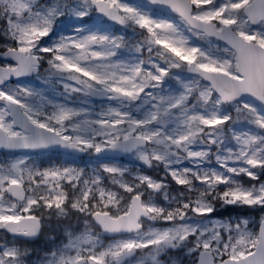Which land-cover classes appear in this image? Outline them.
<instances>
[{
    "label": "snow or ice",
    "instance_id": "6c2138e0",
    "mask_svg": "<svg viewBox=\"0 0 264 264\" xmlns=\"http://www.w3.org/2000/svg\"><path fill=\"white\" fill-rule=\"evenodd\" d=\"M0 264H264V0H0Z\"/></svg>",
    "mask_w": 264,
    "mask_h": 264
}]
</instances>
